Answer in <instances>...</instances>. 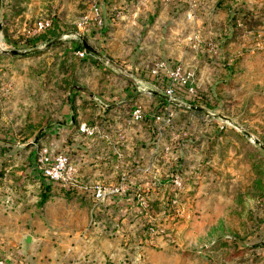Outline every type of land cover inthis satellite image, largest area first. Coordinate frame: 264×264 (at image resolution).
Instances as JSON below:
<instances>
[{
  "label": "rangeland",
  "instance_id": "obj_1",
  "mask_svg": "<svg viewBox=\"0 0 264 264\" xmlns=\"http://www.w3.org/2000/svg\"><path fill=\"white\" fill-rule=\"evenodd\" d=\"M0 259L264 264V0H0Z\"/></svg>",
  "mask_w": 264,
  "mask_h": 264
},
{
  "label": "built area",
  "instance_id": "obj_2",
  "mask_svg": "<svg viewBox=\"0 0 264 264\" xmlns=\"http://www.w3.org/2000/svg\"><path fill=\"white\" fill-rule=\"evenodd\" d=\"M145 0H140L141 3H143ZM92 6V13L94 15L98 14V6L96 4H91ZM80 24V23H79ZM33 30L36 32L39 31H46L52 28V25L49 21L45 20H37L33 24ZM78 54L80 56H83L84 51H78ZM161 65V66H160ZM159 66L158 70H163L165 69V66L163 63H158L157 67ZM154 73L157 72V68L153 70ZM166 74L169 78L172 80L179 79L181 80L184 90L187 93H192L193 89L190 85V82L188 80V76L184 75L180 69L179 66H173L169 69V71ZM172 88L170 87L169 89L166 90L167 94H171ZM138 110H133L132 114L135 118L140 117ZM80 130L81 131H87L88 127L82 123L80 125ZM39 164H40V172L41 174L47 179L48 181L52 183H60L63 185L65 182H69L72 179V172H71V167L69 165L67 157L63 153H54L52 151H48L47 148L43 147L39 151V157L37 158ZM96 194L101 190L99 186H96L94 188ZM0 264H6L3 259H0Z\"/></svg>",
  "mask_w": 264,
  "mask_h": 264
},
{
  "label": "water",
  "instance_id": "obj_3",
  "mask_svg": "<svg viewBox=\"0 0 264 264\" xmlns=\"http://www.w3.org/2000/svg\"><path fill=\"white\" fill-rule=\"evenodd\" d=\"M79 38L81 40V43H82L84 49L88 50L90 53H92V54H94V55H96V56H98L100 58H103V56L100 53H98L96 50H94L90 45H88L86 43V41L82 37H79ZM57 40H58V38H55L54 40L48 42L47 45H49V44H51V43H53V42H55ZM6 52L12 53V54H22V53H25L26 51L8 50ZM149 91H150V93L156 94V95H158V96H160V97H162L164 99H168V96L165 95V94H162V93L154 91V90H149ZM189 107L194 109V110H196V111H198V112H203L205 114H210L208 111H206L205 109H203L201 107L194 106V105H190ZM220 117H222V116H220ZM222 118H224V117H222ZM255 142H256V140H255ZM20 240H21L20 241L21 242V249L23 251H27L29 249V247L31 246L32 242H33L32 236L30 234H28V233L22 234L21 237H20Z\"/></svg>",
  "mask_w": 264,
  "mask_h": 264
},
{
  "label": "crops",
  "instance_id": "obj_4",
  "mask_svg": "<svg viewBox=\"0 0 264 264\" xmlns=\"http://www.w3.org/2000/svg\"><path fill=\"white\" fill-rule=\"evenodd\" d=\"M53 152V151H52ZM39 169V168H38ZM37 169V170H38ZM37 172H40V170H38ZM14 210H16V208L14 209ZM17 212H18V210H16ZM23 214H25V213H23ZM25 234V233H24ZM32 236V235H31ZM33 238V237H32ZM34 239V238H33Z\"/></svg>",
  "mask_w": 264,
  "mask_h": 264
}]
</instances>
